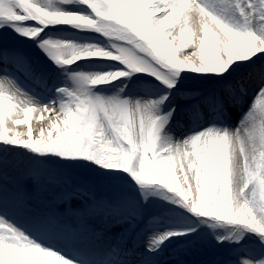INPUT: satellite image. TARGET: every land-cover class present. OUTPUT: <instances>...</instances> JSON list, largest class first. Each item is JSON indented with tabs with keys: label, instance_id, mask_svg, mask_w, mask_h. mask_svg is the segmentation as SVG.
<instances>
[{
	"label": "snow or ice",
	"instance_id": "obj_1",
	"mask_svg": "<svg viewBox=\"0 0 264 264\" xmlns=\"http://www.w3.org/2000/svg\"><path fill=\"white\" fill-rule=\"evenodd\" d=\"M0 264H264V0H0Z\"/></svg>",
	"mask_w": 264,
	"mask_h": 264
},
{
	"label": "rangeland",
	"instance_id": "obj_2",
	"mask_svg": "<svg viewBox=\"0 0 264 264\" xmlns=\"http://www.w3.org/2000/svg\"><path fill=\"white\" fill-rule=\"evenodd\" d=\"M167 32V30H166ZM176 42L179 43L178 34H176ZM186 52H190L189 49H185ZM33 55L39 58L38 54L33 50ZM207 87H211V82H208L206 85ZM21 119L24 117L21 116ZM47 119V113L43 114V120ZM30 122L33 127L34 135L38 131L42 118L41 114L38 112H33L30 118ZM27 125H19L14 128L15 131H19L21 133L26 132ZM18 169L19 172L24 173L25 175H31L27 171V157L20 156L18 158ZM27 186L29 189L33 187L32 179H28ZM76 189H83L85 194L77 193L74 195L71 200L64 199L65 191H73ZM91 191L94 192L97 196H104V195H111V189L107 185L106 182L96 178L94 175L89 174L87 172L79 171L74 173L71 178L70 182L65 183L63 181H59L57 183H49L47 184L46 190L41 194L42 203L34 201V204L44 208L45 210H51V205L54 202L53 213H57L60 208V203H62L70 213H77L78 210L81 208L82 204L89 199L87 193ZM53 206V205H52ZM68 219V217H65ZM69 220V219H68ZM70 222V221H69ZM121 229L119 226L113 227L110 231H106L103 227L99 225L98 222H95V230L90 234L88 242L95 245L104 246L111 243L115 237V234L119 232ZM171 247V246H170ZM221 253L226 254L227 247L222 248L219 250ZM164 259H171V257L167 254ZM189 259H193L190 257Z\"/></svg>",
	"mask_w": 264,
	"mask_h": 264
},
{
	"label": "bare ground",
	"instance_id": "obj_3",
	"mask_svg": "<svg viewBox=\"0 0 264 264\" xmlns=\"http://www.w3.org/2000/svg\"><path fill=\"white\" fill-rule=\"evenodd\" d=\"M53 205V206H52ZM50 207H51V212H53V208H54V202ZM61 215H63L64 217H68L69 221L70 222H76L78 220V214L77 213H70V212H67V210L65 209L64 205L62 203H60V208H59V211L57 212Z\"/></svg>",
	"mask_w": 264,
	"mask_h": 264
}]
</instances>
